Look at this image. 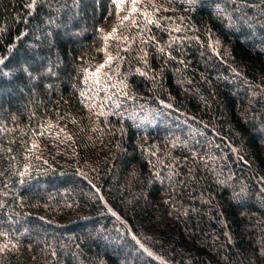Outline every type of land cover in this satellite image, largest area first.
I'll use <instances>...</instances> for the list:
<instances>
[{"label": "trees", "instance_id": "trees-1", "mask_svg": "<svg viewBox=\"0 0 264 264\" xmlns=\"http://www.w3.org/2000/svg\"><path fill=\"white\" fill-rule=\"evenodd\" d=\"M0 264H264V0H0Z\"/></svg>", "mask_w": 264, "mask_h": 264}]
</instances>
